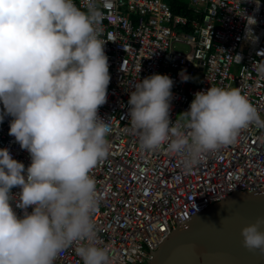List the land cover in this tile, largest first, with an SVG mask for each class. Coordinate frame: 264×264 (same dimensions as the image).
Returning <instances> with one entry per match:
<instances>
[{"label": "clouds", "instance_id": "obj_1", "mask_svg": "<svg viewBox=\"0 0 264 264\" xmlns=\"http://www.w3.org/2000/svg\"><path fill=\"white\" fill-rule=\"evenodd\" d=\"M102 17L94 3L84 11L74 0H0V123L13 118L9 135L31 159L25 168L0 148V264H55L76 241H88L77 248L83 264H109L108 249L94 243L99 198L90 176L108 155L111 131L98 114L110 83ZM255 67L264 78V62ZM181 77L189 79L183 70ZM173 83L153 74L130 93L129 123L146 150L167 145L191 169L250 125L264 128L240 88L216 86L196 92L173 122ZM14 187L21 189L15 206L25 210L22 217L12 206ZM262 229L258 217L241 235L244 247L264 255Z\"/></svg>", "mask_w": 264, "mask_h": 264}, {"label": "built area", "instance_id": "obj_2", "mask_svg": "<svg viewBox=\"0 0 264 264\" xmlns=\"http://www.w3.org/2000/svg\"><path fill=\"white\" fill-rule=\"evenodd\" d=\"M74 2L84 11L94 3L103 13L100 38L110 73L107 101L98 112L111 125L108 155L90 172L99 198L94 243L108 249L109 264H147L173 230L197 213L231 194L264 190V128L250 125L236 142L202 154L187 169L183 155L168 151L167 145L141 147L140 132L129 123L130 93L148 76L168 75L174 82L169 118L175 122L189 110L196 92L211 86L240 88L264 120V78L255 67L264 62V0H188L189 18L162 0ZM249 17L254 25L248 24ZM175 44L188 51L175 50ZM196 74L201 77L194 84ZM12 119L5 116L0 123V148L27 168L30 154L9 135ZM20 191L11 189L13 209L22 217L25 210L15 206ZM87 243L73 242L55 264H83L77 248Z\"/></svg>", "mask_w": 264, "mask_h": 264}, {"label": "water", "instance_id": "obj_3", "mask_svg": "<svg viewBox=\"0 0 264 264\" xmlns=\"http://www.w3.org/2000/svg\"><path fill=\"white\" fill-rule=\"evenodd\" d=\"M258 217H264V190L231 194L173 230L147 264H264L241 235Z\"/></svg>", "mask_w": 264, "mask_h": 264}, {"label": "trees", "instance_id": "obj_4", "mask_svg": "<svg viewBox=\"0 0 264 264\" xmlns=\"http://www.w3.org/2000/svg\"><path fill=\"white\" fill-rule=\"evenodd\" d=\"M169 6L174 13H176V8H179V13L188 18L192 14V9L188 5L183 4L181 0H169Z\"/></svg>", "mask_w": 264, "mask_h": 264}, {"label": "rangeland", "instance_id": "obj_5", "mask_svg": "<svg viewBox=\"0 0 264 264\" xmlns=\"http://www.w3.org/2000/svg\"><path fill=\"white\" fill-rule=\"evenodd\" d=\"M164 3H166L167 5H169V0H162ZM182 2H183V4H186L187 5V3H188V0H181ZM174 49L175 50H179V51H182V52H187L188 51V49H187V47H185V46H183V45H181V44H175L174 45ZM231 73L233 74V75H235L236 73H237V68L236 67H233L232 69H231ZM200 75L199 74H196L195 76H194V78H193V83L194 84H197L198 82H199V80H200ZM180 115V113L178 114V116ZM179 119H181L182 120V118L181 117H178Z\"/></svg>", "mask_w": 264, "mask_h": 264}]
</instances>
